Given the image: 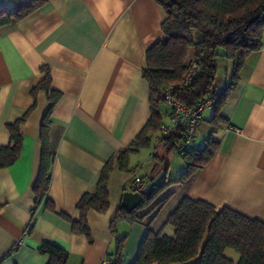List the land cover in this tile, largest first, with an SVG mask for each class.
<instances>
[{
  "label": "crops",
  "instance_id": "crops-1",
  "mask_svg": "<svg viewBox=\"0 0 264 264\" xmlns=\"http://www.w3.org/2000/svg\"><path fill=\"white\" fill-rule=\"evenodd\" d=\"M13 6L14 0H0V8ZM163 18L154 0H46L14 25L0 28V147L9 142L6 124L31 109L20 125L18 159L0 168V254H5L0 264H47V254L39 251L45 240L67 251L66 264H100L106 253L112 255L110 223L122 192L131 190L135 177L146 184L156 176L159 167L154 164L170 152L155 133L143 149L146 168L140 152L130 154L127 171L114 169L110 175L106 211H87L90 239L74 232L61 214L78 219L75 207L80 197L94 189L103 165L129 146L149 119V85L142 67L146 49L161 38ZM41 67L49 70V91L61 96L48 115L56 153L50 185L37 204L32 188L40 166L41 122L50 106L46 91L31 93L44 76ZM232 68L231 60L219 59L216 89L227 87ZM160 111L161 121H166L165 105ZM219 114L227 121L212 134L219 148L211 160L189 182L172 183L160 191L159 198H168L152 227L161 235L174 236V227L163 223L183 196L264 220V38L261 49L241 68ZM213 115L214 109L204 110L191 148L203 145ZM161 166L166 178L186 169L183 162L175 168ZM115 176L118 181L112 188ZM116 229L126 236L122 264H130L146 227L123 220ZM225 254L238 260L232 249ZM198 257L168 264H196Z\"/></svg>",
  "mask_w": 264,
  "mask_h": 264
},
{
  "label": "trees",
  "instance_id": "trees-1",
  "mask_svg": "<svg viewBox=\"0 0 264 264\" xmlns=\"http://www.w3.org/2000/svg\"><path fill=\"white\" fill-rule=\"evenodd\" d=\"M45 1L14 0L13 7L0 8V28L14 25ZM154 1L160 6L164 18L161 38L146 49L142 67V77L149 85V119L130 145L117 151L103 165L94 189L80 197L75 207L78 219L72 220L66 214L61 216L70 221L74 232L90 239L86 213L90 209L106 211L110 204L108 181L112 171H127L129 155L138 152L140 148L149 147L150 137L156 134L162 119L160 107L165 102L163 87L169 83H179L187 67L195 62L198 70L190 85L173 92L175 100L187 107H194L216 90L217 63L220 58H225L233 62V68L229 83L209 121L210 133L201 147H190L184 155L186 169L179 176L166 178L135 210L127 211L119 205L110 223L114 244L112 262L122 264V243L126 236H119L116 226L119 221L125 220L129 223L142 222L146 227L136 258L130 264L186 262L198 255L196 264H264V220L249 218L228 207L216 210L209 202L183 196L163 223L174 227V236L161 235L160 230L154 231L152 227L157 211L168 198H159L161 189L172 183L189 182L219 148V141L213 139L212 134L227 121L219 114V108L226 100L228 90L238 81L239 72L248 57L261 49L264 38V0ZM41 71L44 76L31 93L46 91L50 106L41 122L40 166L32 188L37 204L46 196L50 185L56 153L50 140L51 124L48 115L61 96L58 91H49V70L41 67ZM30 110L14 122L6 124L9 142L0 147V168L8 167L18 159L22 149L20 125ZM181 138V133H178L159 142L166 143L170 151L176 148ZM162 160L163 157L154 164L156 168L159 167L156 176L162 170ZM156 176L146 180V184ZM46 203L49 209H54L50 200ZM227 249L238 254L236 262L225 254ZM39 251L47 254V264H66L67 251L51 241H43Z\"/></svg>",
  "mask_w": 264,
  "mask_h": 264
},
{
  "label": "built area",
  "instance_id": "built-area-1",
  "mask_svg": "<svg viewBox=\"0 0 264 264\" xmlns=\"http://www.w3.org/2000/svg\"><path fill=\"white\" fill-rule=\"evenodd\" d=\"M197 70V64L192 62L187 67L179 83H169L162 89V96L165 100L163 105L166 107V121L160 122L156 131V139L159 141L181 133L182 138L176 145V151L181 155H185L190 150L191 143L196 139L198 135V125L204 110L213 109L218 104L224 91L223 88L216 89L208 97L199 101L194 107H187L175 100L173 98L174 90L177 88H187L192 82ZM145 185L142 179L138 177L133 178L130 182L132 191L140 192L144 189ZM28 231L29 226L26 228V232ZM4 256L5 254H0V262ZM100 264H113L112 256L106 253L102 257Z\"/></svg>",
  "mask_w": 264,
  "mask_h": 264
},
{
  "label": "water",
  "instance_id": "water-1",
  "mask_svg": "<svg viewBox=\"0 0 264 264\" xmlns=\"http://www.w3.org/2000/svg\"><path fill=\"white\" fill-rule=\"evenodd\" d=\"M166 169H163L159 174L151 181H149L144 189L140 192L125 190L122 192L120 206L127 211L137 209L144 202L145 198L150 196L153 190L160 186L166 180Z\"/></svg>",
  "mask_w": 264,
  "mask_h": 264
},
{
  "label": "rangeland",
  "instance_id": "rangeland-1",
  "mask_svg": "<svg viewBox=\"0 0 264 264\" xmlns=\"http://www.w3.org/2000/svg\"><path fill=\"white\" fill-rule=\"evenodd\" d=\"M196 39V37H194ZM220 71V70H219ZM221 82V80H219V83ZM214 109V108H213ZM147 148V147H146ZM143 149L145 150V147L144 148H140V150L136 153H133V154H137L139 153L140 154V157H142V159H140L141 161V165L144 169V167L146 168V162H144V158L146 156V152L144 151L143 153ZM137 158H139V155H137ZM162 162V165H171L172 168H175L178 164H180V162H183V163H186V160L184 158V155H181L178 151H176V148L174 149H171L169 153H167V155L165 156V158H163V160L161 161ZM140 169V167H139ZM117 178L116 176L114 178L111 179V186L112 188L114 187V184L117 182Z\"/></svg>",
  "mask_w": 264,
  "mask_h": 264
}]
</instances>
